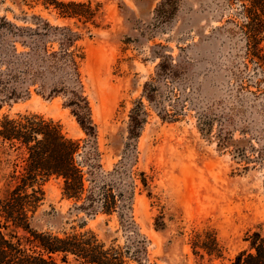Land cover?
<instances>
[{
	"label": "rangeland",
	"instance_id": "1",
	"mask_svg": "<svg viewBox=\"0 0 264 264\" xmlns=\"http://www.w3.org/2000/svg\"><path fill=\"white\" fill-rule=\"evenodd\" d=\"M57 1L83 4L73 10L93 17L63 19L45 0H0V19L23 29L21 36L0 33V119L41 116L81 147V201L63 197L62 180L50 179L31 228L59 237L91 231L106 247L138 251L126 264H232L249 253L248 238H264V83L256 87L260 74L245 59L235 25L240 4ZM44 24L34 51L27 30ZM62 30L77 35V80L52 66ZM146 84L155 88L152 102ZM11 86L17 96L6 99ZM74 94L88 104L93 135L72 113ZM133 109L145 114L136 138ZM17 163L0 146V192ZM89 191L111 193L116 209L105 214L98 201L93 211L80 210ZM206 231L215 233L220 258L193 249Z\"/></svg>",
	"mask_w": 264,
	"mask_h": 264
},
{
	"label": "trees",
	"instance_id": "2",
	"mask_svg": "<svg viewBox=\"0 0 264 264\" xmlns=\"http://www.w3.org/2000/svg\"><path fill=\"white\" fill-rule=\"evenodd\" d=\"M45 1L53 5L63 19L93 17V12L89 9L87 13L73 10L83 8V4ZM228 1L238 2L241 6L242 22L235 25L244 40L246 61L254 64L256 72L260 74V80L255 84L258 88L261 82L264 83V0ZM46 27L44 24L37 30H27L34 51L38 48L34 35ZM3 30L14 36H21L23 31L22 28L1 18L0 33ZM60 32L57 36L58 50L50 55L52 66L56 71L67 69L69 76L77 80V60L81 59L74 48L77 35L69 30ZM0 59L4 58L0 56ZM244 65L248 68L246 63ZM12 77L10 75L9 81ZM9 89L6 99H15L16 87L11 86ZM154 90L152 85H145L143 95L149 102L154 101ZM74 96L75 100H72L71 105H74L75 110L72 113L80 128L86 134L90 131L93 135L94 127L91 124L88 104L81 96ZM144 115L137 109L131 111V137H138L145 121L141 118ZM0 146L15 153L18 161L14 165V171L6 178L5 190L0 192V264H58L54 256H59L61 262H66L71 256L80 264H126L125 258L130 257L128 255L137 259L138 251L118 246L106 247L91 231L72 232L59 237L31 228V221L44 200L42 186L50 179L62 180V195L67 199L78 202L85 193L84 172L76 161L81 147L78 141L68 138L62 132L57 122L45 120L35 114H17L14 117L6 115L0 119ZM2 179L0 176V184ZM97 196L89 191L84 205L78 208L91 212L94 203L99 201V207L105 214H110L116 209L117 201L111 193L102 191ZM20 231L26 236L20 235ZM248 241L250 252L239 253L232 264H264V238L259 233H253ZM192 247L195 251H203L209 257L222 256V249L213 231L196 235ZM194 253L199 255V252Z\"/></svg>",
	"mask_w": 264,
	"mask_h": 264
}]
</instances>
